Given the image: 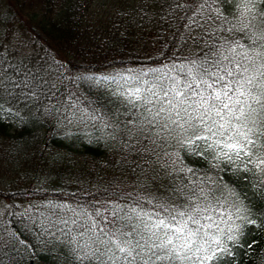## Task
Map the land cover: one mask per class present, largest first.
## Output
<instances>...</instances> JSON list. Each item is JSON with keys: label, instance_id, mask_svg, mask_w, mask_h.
<instances>
[{"label": "snow or ice", "instance_id": "snow-or-ice-1", "mask_svg": "<svg viewBox=\"0 0 264 264\" xmlns=\"http://www.w3.org/2000/svg\"><path fill=\"white\" fill-rule=\"evenodd\" d=\"M141 8L176 24L183 40L161 67L76 77L63 60L0 46V123L42 111L82 126L116 151L112 167L134 177L132 191L117 181L87 203L26 209L23 228L0 229V264H35L38 240L64 264H244L253 245L264 248V0ZM78 80L94 95L82 96ZM177 146L215 178L178 166Z\"/></svg>", "mask_w": 264, "mask_h": 264}, {"label": "trees", "instance_id": "trees-1", "mask_svg": "<svg viewBox=\"0 0 264 264\" xmlns=\"http://www.w3.org/2000/svg\"><path fill=\"white\" fill-rule=\"evenodd\" d=\"M175 28L154 11L145 13L141 0H0V46L33 61L63 60L66 74L76 77L166 65L184 51ZM77 84L82 96L94 95L90 82ZM170 151L180 157L178 166L209 170L204 159L186 157L178 146ZM119 159L107 141L82 126L57 125L42 111L24 116L22 123L5 115L0 123V229L23 228L26 209L47 215L50 203L92 201L117 181L122 190L132 191L134 177L110 165ZM37 243L35 264H64L63 257L57 261L58 248L49 251L51 245ZM244 264H264L259 242Z\"/></svg>", "mask_w": 264, "mask_h": 264}, {"label": "rangeland", "instance_id": "rangeland-1", "mask_svg": "<svg viewBox=\"0 0 264 264\" xmlns=\"http://www.w3.org/2000/svg\"><path fill=\"white\" fill-rule=\"evenodd\" d=\"M128 69H113L111 71H108L107 73H105L104 75H107L109 73H124L126 72Z\"/></svg>", "mask_w": 264, "mask_h": 264}]
</instances>
